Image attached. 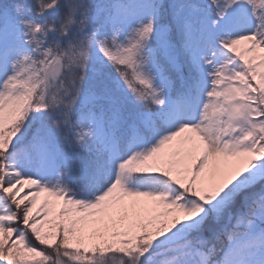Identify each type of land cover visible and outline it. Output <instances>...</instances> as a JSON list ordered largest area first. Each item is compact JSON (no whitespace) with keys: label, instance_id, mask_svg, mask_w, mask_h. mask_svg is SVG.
<instances>
[{"label":"snow or ice","instance_id":"1","mask_svg":"<svg viewBox=\"0 0 264 264\" xmlns=\"http://www.w3.org/2000/svg\"><path fill=\"white\" fill-rule=\"evenodd\" d=\"M0 264H264V0H0Z\"/></svg>","mask_w":264,"mask_h":264}]
</instances>
